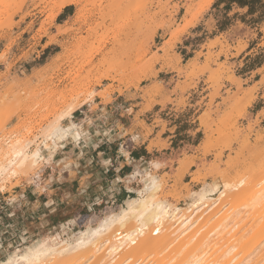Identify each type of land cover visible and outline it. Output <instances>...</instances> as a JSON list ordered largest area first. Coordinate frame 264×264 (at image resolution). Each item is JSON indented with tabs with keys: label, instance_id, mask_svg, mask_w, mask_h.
Masks as SVG:
<instances>
[{
	"label": "rangeland",
	"instance_id": "rangeland-1",
	"mask_svg": "<svg viewBox=\"0 0 264 264\" xmlns=\"http://www.w3.org/2000/svg\"><path fill=\"white\" fill-rule=\"evenodd\" d=\"M62 1L0 0V30L30 22L39 26L40 34L46 32ZM182 2L188 13L194 10L201 14L205 10L201 9L202 0ZM75 5L74 17L59 28L63 37L59 40L56 64L49 74L31 76L25 69L26 59L38 53L35 46L32 54L31 50L25 52L24 42L13 40L0 55V142H31L27 151L39 148L43 154L38 165L23 166L14 173L0 175V260L21 255L41 243L60 246L64 241L73 242L81 231L123 207L107 202L106 192L92 184L104 179L105 165L102 161H93V147L66 145L63 139L47 146L51 138L47 137L46 129L62 114L65 116L60 123L68 128L70 124L64 119L94 95L108 99L116 89L144 88L156 65L153 49L157 46L158 31L172 26L178 0H78ZM233 104L227 108L229 111L225 109L215 117L210 113L202 116L208 126L209 141L204 149L209 163L194 173V184L175 182L174 190L164 194L162 189V198L187 206L192 201L191 192L212 184L222 190L225 182L233 185L241 176L247 177L249 189L246 191L252 190L264 174V132L254 131L251 125L246 127L242 123L247 102ZM135 139L132 135L124 138L121 149L133 153ZM44 154H47L45 158ZM56 168L67 171L66 175L62 174L67 184L64 190H55L63 179L58 180L59 174L53 178ZM147 174L141 173L145 178ZM72 179L79 181L75 189L69 188ZM246 191L240 198L235 196L237 199L227 194L218 206L247 202L250 193ZM248 227L250 232L245 229L237 237L241 240L239 243L244 242L239 246L243 252V247L250 248L246 250L250 252L264 240V221ZM164 235L172 236L168 231L161 234ZM178 252L175 243L166 252L161 247L138 253L124 250L118 260L131 257L130 263H133L178 256L173 261L175 264L189 254L187 250L180 255ZM91 255L93 250L54 255L47 264H84ZM85 264L104 262L96 255Z\"/></svg>",
	"mask_w": 264,
	"mask_h": 264
},
{
	"label": "crops",
	"instance_id": "crops-1",
	"mask_svg": "<svg viewBox=\"0 0 264 264\" xmlns=\"http://www.w3.org/2000/svg\"><path fill=\"white\" fill-rule=\"evenodd\" d=\"M76 12L75 4L66 5L41 34L30 22L0 30V55L13 40L24 42L25 52L32 54L35 46L38 53L26 59L25 69L31 76L49 74L63 37L59 28ZM153 53L156 65L144 88L116 89L108 99L94 95L64 119L77 134L64 138L66 145L93 147V161L104 162V179L92 184L112 204L124 206L138 194L146 179L143 172L165 180L164 194L174 190L175 182L194 184V173L209 163L206 113L215 117L235 100L247 102L242 123L264 132V0H212L201 14L188 13L178 0L174 22L158 31ZM130 135L136 138L133 153L121 149ZM52 140L47 146L56 142ZM63 172L54 169L53 178L59 174L60 181ZM63 180L55 190L67 187ZM45 182L50 186L47 178ZM71 182L69 188L75 189L79 181Z\"/></svg>",
	"mask_w": 264,
	"mask_h": 264
},
{
	"label": "bare ground",
	"instance_id": "bare-ground-1",
	"mask_svg": "<svg viewBox=\"0 0 264 264\" xmlns=\"http://www.w3.org/2000/svg\"><path fill=\"white\" fill-rule=\"evenodd\" d=\"M211 1L202 0L201 9H206ZM76 3L78 0H63L53 18L66 5ZM140 44L142 45L141 42ZM154 58L157 59L156 54ZM64 116L62 114L47 127V137L56 141L69 135H77L73 126L65 128L61 125L60 121ZM223 117L227 116L223 114ZM3 142H0V175L8 171L14 173L23 166L38 165L43 159L39 148L27 151L31 142L21 143L22 145L15 141ZM146 176L143 187L136 191L137 196L124 202L125 205L118 212L103 217L95 226L86 227L75 241H64L60 246L41 243L21 255L0 260V264H47L54 255L89 250H93V255L85 263L99 255L104 264H174L173 261L178 256L169 259L163 257L160 260H136L133 263H130L131 257L124 260L118 258L124 250L138 253L144 249L161 247L162 252H166L175 243L179 249L178 255L185 250L189 253L175 264H264V240L250 252L246 251L250 248L245 250V247L242 248L243 252L240 247L244 242L239 243L241 240H238L240 232L245 229V232H250L247 231L248 226L264 221V174L258 178L252 190L250 188V192L246 191L249 187L245 176L237 178L233 185L225 182L222 190L215 184L203 186L191 192L192 201L187 206H179L162 198L160 192L165 180L150 172ZM243 191L250 193L247 202L229 207L228 203L218 206L227 194L238 197ZM165 231L172 236H161Z\"/></svg>",
	"mask_w": 264,
	"mask_h": 264
}]
</instances>
